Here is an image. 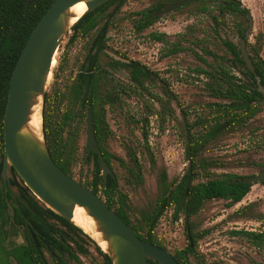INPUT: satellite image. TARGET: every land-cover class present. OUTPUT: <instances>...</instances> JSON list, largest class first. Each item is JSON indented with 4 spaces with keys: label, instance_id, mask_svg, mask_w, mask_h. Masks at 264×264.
Segmentation results:
<instances>
[{
    "label": "rangeland",
    "instance_id": "1",
    "mask_svg": "<svg viewBox=\"0 0 264 264\" xmlns=\"http://www.w3.org/2000/svg\"><path fill=\"white\" fill-rule=\"evenodd\" d=\"M170 1L125 0L107 32L106 46L99 53L101 66L109 60L108 53L124 54L130 60L139 61L141 69L145 66L153 72L151 79H143L139 86L130 82L127 69L120 67L111 71L110 82L122 85L126 92L118 105L98 104L94 108L102 146L118 178V187L126 195V214L131 223L142 224V229L141 212L157 213L162 206L159 199L163 185L171 186L187 171V124L194 123L192 131L198 135H211L215 128L216 135L211 136L198 155L200 171L204 170V162L211 163L207 170L215 174L242 178L264 169L263 104H252L257 110L253 109L251 114L248 111L249 115H244L239 123L230 127L228 124L216 132L221 124L229 122L225 121L228 116L217 121V104H233L219 96L225 81L219 83L218 72L244 79L243 69L231 65V55L221 41L238 44L236 29L238 25L246 27L245 17L227 14L215 29L211 15L217 14L216 0H195L173 12L159 14L147 28L136 27L138 12ZM239 2L251 17L250 31L248 34L245 31L246 49L249 54L257 49L264 59V0ZM107 13L95 16V27L86 36L67 43L73 34L70 28L55 55L47 87L49 92L56 74V86L66 94L52 110L50 129L65 138L67 128L72 125L75 128L71 133L74 148L68 156V168L69 174L83 183H89L94 172L93 162L85 159L87 107L71 98V90L77 84L83 87L78 83V74L84 72L83 58ZM106 88L105 84L101 91ZM243 102L246 101L234 103ZM242 111L232 112L241 114ZM69 121L72 124L65 125ZM199 181L206 178L202 176ZM189 221L195 232L204 233L192 244L194 250L185 252L190 264H264V245L256 246L246 236L233 233L264 231V183L252 185L238 203L229 204L222 198L206 200ZM1 227L0 264H17L10 258L20 259L21 250L7 248L15 246L18 228L9 222ZM185 227L183 212L175 211L173 206L163 207L156 219L153 238L171 254L182 252L190 242ZM67 243L78 256V260H73L64 255L68 264H104L95 246L84 237L72 234ZM44 256L51 264L48 253ZM27 264L35 263L27 260Z\"/></svg>",
    "mask_w": 264,
    "mask_h": 264
},
{
    "label": "trees",
    "instance_id": "2",
    "mask_svg": "<svg viewBox=\"0 0 264 264\" xmlns=\"http://www.w3.org/2000/svg\"><path fill=\"white\" fill-rule=\"evenodd\" d=\"M118 1L119 0H108L95 10L85 14L72 26L73 31H75L76 34L88 31L95 25V16L107 13V11H109L112 6L116 5ZM53 2L54 0H0V179L3 165L2 152L4 150L3 119L11 74L20 52L26 44L31 32L39 19ZM216 3L217 14L211 15V20L215 29L219 28L223 17L227 14L241 17L243 16L246 19L247 25L245 28L238 25L236 31L239 39L243 38L246 40L245 31L250 26L251 22L248 10L241 5L239 0H216ZM160 7L161 5L155 7L154 9H147L138 12L140 17L137 24L135 23L136 27L139 29L149 27L155 19L153 12L158 10ZM109 14L110 11L107 13V16ZM115 16L116 15L112 18L110 25H112ZM221 42L231 55V59L229 61L231 65H233V67H241L243 69V72L241 73L244 79L233 78V76H229L228 72L225 71L218 72L219 83L221 84L225 81V85L221 86L223 91L219 93V96L229 99L231 103L239 101L248 102L246 105L240 106L217 104V121H219L220 118L228 116V119L225 121H229L230 125L228 127H230L234 123H239L243 119L244 115L251 114L253 109L257 110V107L255 106L263 100V95L257 90L256 82L257 79H259L260 84L264 86V59L261 58L257 49H253L250 57L254 65V72H251L246 67L242 59L239 43L236 44L231 40H222ZM204 51L205 53H209L207 50ZM138 72L141 76H146L147 74V72L141 68L138 69ZM78 77L80 84H84L85 75L80 72ZM56 83L57 76L55 74V81L51 90L46 92L43 100V132L52 159L64 172L69 174L68 156L71 148H74L72 143L73 135L71 133L75 128L73 125L67 128L65 138L63 135L58 136L57 134L52 133V130L50 129L53 117L52 110L55 109V105L61 104L66 94L63 89L56 86ZM71 98L74 101L81 98V89L78 84L74 85L72 88ZM81 106H83V104ZM235 110L244 111H242L241 114H236L232 112ZM77 114L78 113L75 111L73 113V117L76 118ZM94 115L96 116L95 110ZM67 124L70 125L72 122L70 123L69 121L65 125ZM64 126H62L61 131L64 130ZM193 126L194 123L190 125L187 124L188 134L185 149V158L188 163L187 171L179 181L174 182L171 186L163 185L159 202L164 208L173 206L175 211L183 212L187 236L190 239V242L195 244L197 239L202 237L204 233L195 232V229L190 225L189 220L190 217L200 211L204 202L208 199L222 198L228 200L229 204L238 203L248 193L251 185L240 183L239 180L242 178L241 176L231 174L218 175L210 170H207V166L211 164L210 162L202 163L204 170L200 171L198 155L201 149L208 144L211 136L216 134L214 132L215 128L212 130L211 135L195 134L192 131ZM96 133L97 140L101 146L102 141L100 140V135L97 129ZM103 156L109 163V157L104 151ZM85 157L87 159H90L91 157L93 158L94 172L90 182L84 184L91 188L95 193L100 194V196L105 199L107 205L115 210V212L129 225L139 238L160 246L153 238V229L155 228L157 213L146 214L145 212H141V221L144 225V229H142V224L139 225L131 223L126 214V210L128 208L126 195L123 194L118 187L117 176L115 175V178H112L108 175L104 181L100 175L97 155L94 153L91 155L85 153ZM133 161L140 170V166L136 162L135 158H133ZM12 173L14 178L11 180V183L18 186V191L20 192L22 198L26 199L27 204H21V208L14 206L15 212L19 216H14L11 219L5 218L3 212L8 210L9 201L12 200V195L9 186L3 183L1 179L3 187L0 188V229H2L1 224L4 225L8 223L9 220L19 227L21 226L26 228V237L28 242L32 243L31 232L35 235L40 247L47 251L51 264H68L64 259V255L70 259L78 260V256L72 253L71 246L67 243V240L72 234H77L89 240L95 246L96 251L102 256L104 264H112L109 256L101 250L92 238L85 234L79 227L63 219L40 202L37 203L36 201L38 200L35 201L34 198L36 197L32 194V192L25 185L20 186V183L17 181V175L13 170ZM202 176L206 178V181H199ZM20 211H24L26 214L24 216H20ZM157 211L158 210H156V212ZM233 233L246 236L256 246L264 245V231L258 233L235 231ZM32 247L34 248V244H32ZM78 248L79 251L84 252L81 246H78ZM193 250L194 247H190V244H188L186 250L182 252H174L172 255L179 264H190L189 260L185 257V252H192ZM32 259L36 264H44L38 254L32 255ZM148 264L160 263L148 261Z\"/></svg>",
    "mask_w": 264,
    "mask_h": 264
},
{
    "label": "water",
    "instance_id": "3",
    "mask_svg": "<svg viewBox=\"0 0 264 264\" xmlns=\"http://www.w3.org/2000/svg\"><path fill=\"white\" fill-rule=\"evenodd\" d=\"M81 1L85 2L87 7L84 16L108 0H54L37 22L20 52L11 74L3 119L4 153L1 178L8 184L12 198L16 199L19 197V191L16 185L11 184L13 170L37 199L73 225H75L72 222L74 209L76 206L82 207L94 221L101 239L106 242V249L101 248V250L109 256L112 264H148V261L179 264L166 249L139 238L99 194L65 173L53 161L45 142L43 123L41 137L34 134L28 126L33 108L38 104L43 107L55 55L66 34L74 25L70 22L74 17L70 8ZM194 1L177 0L168 3L157 14H166ZM123 2L124 0H120L112 10L103 24L101 34L104 35L109 21ZM250 28L251 24L246 34ZM239 49L246 67L254 72L253 62L246 49V40L243 38L239 39ZM256 85L257 90L263 95L260 103L264 105V86L260 84L259 79ZM87 89L88 84L85 94ZM243 103H233L232 106ZM228 124L229 122L221 124L216 132ZM86 148L88 153L93 151L98 155L103 178L105 179L107 174H112L96 141L92 107H89L87 112ZM239 182L251 186L264 183V169L252 176L241 178ZM31 234L38 246L35 235Z\"/></svg>",
    "mask_w": 264,
    "mask_h": 264
},
{
    "label": "flooded vegetation",
    "instance_id": "4",
    "mask_svg": "<svg viewBox=\"0 0 264 264\" xmlns=\"http://www.w3.org/2000/svg\"><path fill=\"white\" fill-rule=\"evenodd\" d=\"M120 1V0H119ZM119 1L117 2V4L119 3ZM125 1V0H124ZM174 1H177V0H171L170 2L168 3H171V2H174ZM166 3V4H168ZM116 4V5H117ZM161 5V7L158 9V10H155L153 12V15L156 18H158V12L166 5ZM115 5V6H116ZM187 6V5H186ZM185 7V6H183ZM115 8V7H114ZM113 8V9H114ZM182 8V7H180ZM110 10V14L112 12V10ZM120 9V8H119ZM179 9V8H177ZM176 9V10H177ZM175 11V10H174ZM118 12V11H117ZM116 12V13H117ZM173 12V11H171ZM169 13V12H168ZM110 14L107 16V18L110 16ZM167 14V13H166ZM116 15V14H115ZM114 17V16H113ZM112 17V18H113ZM107 18L104 20V22L107 20ZM111 18V20H112ZM154 19V21H155ZM111 20L109 21L108 23V26H107V29L103 34H101V29L103 27V24L100 28V30L98 31V33L96 34V36L94 37V39L92 40L90 46H89V49L87 50V52L85 53L84 55V58H83V63H84V72L81 71V73H83V75H85V82L83 84V87L81 89V98L79 99V103L80 105L83 104V106H86L87 107V111H86V137H87V112H88V109L89 107H92V116H93V125H94V132H95V137H96V141L98 143V146H99V149H100V152L101 154L103 155V151L106 152L103 148V146L99 144L98 140H97V133H96V129H95V115H94V108L98 105V104H104V105H108L109 107H112L114 105H118L119 104V101L121 100V95L124 94L126 92V89L120 85V84H116V83H111L110 82V78L109 76L111 77V71L113 70H117V68H125L127 69V72H128V78L130 80L131 83H133V85H139V86H142V83L141 81L143 79H147L148 77L151 79L152 77V71L149 70L148 68H146L144 66V68H142L143 70H145L147 72V76H141L139 75V72H138V69L140 68L139 67V64L140 62L139 61H135V60H130L128 58L125 57V55H120V54H113V53H108L106 52L109 60L106 61V65L105 66H101L99 64V60H100V57H99V53L100 51L104 50L103 47L106 46V38H107V32L110 28V22ZM153 21V22H154ZM251 24V22H250ZM95 27V26H94ZM94 27H91L88 31L86 32H80L78 34L75 33V31H73V34L72 36L68 39L67 43L70 42H74L78 37H81V36H86ZM149 80V79H148ZM150 81V80H149ZM78 82L80 84V81H79V77H78ZM88 84V89H87V92L85 94V89H86V86ZM106 84V89L105 90H102L101 91V87L103 85ZM4 153V150L3 152ZM85 153L88 154V155H91L92 153L96 154L95 152L91 151L90 153L87 152V148H86V142H85ZM97 155V154H96ZM104 157V156H103ZM2 158H3V155H2ZM86 160H89V161H92L93 164H94V160L93 158L91 157L90 159H87L85 157ZM97 159H98V155H97ZM105 159V158H104ZM54 161V160H53ZM106 161V160H105ZM107 162V161H106ZM137 162V161H136ZM138 163V162H137ZM108 166L110 167V169L112 170V174H107L105 179L103 178L102 176V171L99 167V161H98V167H99V170H100V175L101 177L103 178V180L105 181L107 176H111L112 178H115V173L113 171V169L111 168L110 164L107 162ZM66 173V172H65ZM16 174V173H15ZM68 174V173H67ZM185 174V173H184ZM183 174V175H184ZM70 175V174H69ZM92 175L93 173L91 174V178H92ZM182 175V176H183ZM71 176V175H70ZM181 176V177H182ZM18 177V176H17ZM73 177V176H72ZM14 178V176H13ZM12 178V179H13ZM2 179V178H1ZM11 179V180H12ZM181 179V178H180ZM179 179V180H180ZM77 180V179H76ZM91 180V179H90ZM178 180V181H179ZM3 181V180H2ZM19 183H20V186L24 185L23 182L18 178L17 180ZM81 182V181H79ZM177 182V181H176ZM3 183L7 184L6 182L3 181ZM82 184H84L83 182H81ZM12 184V183H11ZM8 185V184H7ZM85 185V184H84ZM17 186V185H16ZM87 186V185H86ZM88 187V186H87ZM17 189H18V186H17ZM91 189V188H90ZM100 195V194H99ZM32 199V198H31ZM35 201L37 203H41L43 204L41 201H39V199L37 198H34ZM103 200L105 201V199L103 198ZM106 202V201H105ZM21 204L23 205H26L27 204V201L25 198H22L20 192H19V197H17L16 199H13L11 201H9V206H8V210L4 211L2 210L3 214H4V217L5 218H9L11 219L12 217L14 216H19L15 210H14V206H17L18 208H21ZM44 205V204H43ZM163 208V206L160 207V209L157 211V214H156V218L157 216L159 215L161 209ZM21 210V209H20ZM20 216H24L26 214V212L24 211H20ZM9 223L11 225H14L15 227L18 228L17 230V238L15 239L16 244L14 247H11V248H7L8 250H15V249H20L21 250V257L20 259L18 260V258H10V260H14L17 264H27V260H32L34 263L35 261L32 259V255H37L40 257V259L42 260V262L44 264H48L46 258H45V253H47L46 250L42 249L40 247V244L38 243V246L36 245V242L33 240L32 238V234H31V238H32V243L28 242V239L26 237V228H23V227H19L17 226L16 224H14L11 220H9ZM36 238V237H35ZM190 240V239H189ZM32 244H34V248L32 247ZM190 244V247H193L191 242H189ZM42 249V250H41ZM45 261H44V259ZM68 258V257H67ZM65 259V258H64ZM9 260V261H10ZM36 264V263H35Z\"/></svg>",
    "mask_w": 264,
    "mask_h": 264
},
{
    "label": "bare ground",
    "instance_id": "5",
    "mask_svg": "<svg viewBox=\"0 0 264 264\" xmlns=\"http://www.w3.org/2000/svg\"><path fill=\"white\" fill-rule=\"evenodd\" d=\"M86 4L81 1L76 3L70 8V12L74 14V17L71 18V24H75L81 16L86 12ZM55 60L53 61L54 64ZM42 106L41 104L36 105L33 108V114L30 116V121L28 126L30 130L36 134L38 137H41V125H42V116H41ZM72 222L78 226L82 231L89 235L96 244L102 248L106 249L107 244L101 239V234L96 231L95 223L91 217H89L85 210L82 207L76 206L73 212Z\"/></svg>",
    "mask_w": 264,
    "mask_h": 264
}]
</instances>
